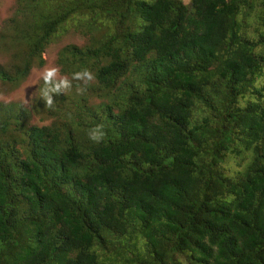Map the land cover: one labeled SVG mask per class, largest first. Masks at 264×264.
Segmentation results:
<instances>
[{
	"label": "trees",
	"instance_id": "trees-1",
	"mask_svg": "<svg viewBox=\"0 0 264 264\" xmlns=\"http://www.w3.org/2000/svg\"><path fill=\"white\" fill-rule=\"evenodd\" d=\"M17 6L1 82L70 18L92 40L60 71L95 81L53 94L49 124L0 104V264H264V0Z\"/></svg>",
	"mask_w": 264,
	"mask_h": 264
},
{
	"label": "rangeland",
	"instance_id": "rangeland-1",
	"mask_svg": "<svg viewBox=\"0 0 264 264\" xmlns=\"http://www.w3.org/2000/svg\"><path fill=\"white\" fill-rule=\"evenodd\" d=\"M18 0H0V33H7L8 20L10 17H16L14 15ZM185 3H189L190 0H183ZM46 10L51 8L50 5L46 6ZM33 7H27L26 10L19 14L21 20L31 17ZM35 18V15L32 17ZM31 19V20H33ZM252 28V27H251ZM82 28L77 25L73 18L67 19L52 36L50 43L45 47L42 52L44 64L42 66L35 65L28 76L19 83L18 86H10L7 83L0 81V104L21 103L25 108L30 109L32 112H36L30 118L31 124H49L54 120V116L49 112L50 109L45 107L44 100L40 97L39 89L43 86V80L40 78L42 71L46 67H58L57 63L58 55L60 51L67 45H79L84 46L92 39L88 34H84ZM8 53L0 49V64L10 63ZM60 76H67L68 79H72V75H64L61 71ZM81 88V82L72 81V87L69 89L70 94L73 95ZM53 99L56 98L53 96ZM98 101V100H97ZM42 105V106H40ZM48 110V111H47ZM50 117H46L49 116Z\"/></svg>",
	"mask_w": 264,
	"mask_h": 264
},
{
	"label": "clouds",
	"instance_id": "clouds-1",
	"mask_svg": "<svg viewBox=\"0 0 264 264\" xmlns=\"http://www.w3.org/2000/svg\"><path fill=\"white\" fill-rule=\"evenodd\" d=\"M58 67H46L41 73L43 86L39 89L40 97L45 102V107L48 109H55L56 101L53 99V94L60 95L65 93L72 87V81H79L82 84L81 91L83 92L87 86L95 81V75L88 69H83L72 73V79L67 76L59 75ZM104 125L97 124L88 131V137L91 141L99 143L104 139Z\"/></svg>",
	"mask_w": 264,
	"mask_h": 264
}]
</instances>
